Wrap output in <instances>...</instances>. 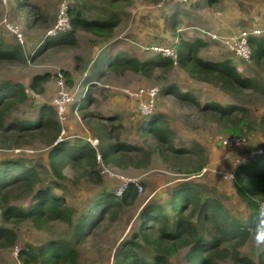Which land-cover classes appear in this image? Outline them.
Masks as SVG:
<instances>
[{
  "label": "rangeland",
  "instance_id": "obj_1",
  "mask_svg": "<svg viewBox=\"0 0 264 264\" xmlns=\"http://www.w3.org/2000/svg\"><path fill=\"white\" fill-rule=\"evenodd\" d=\"M31 1L41 13L48 16L47 23L38 22L29 27L30 15L26 17L25 10L15 7L16 0H0V35L9 44H22L27 54L25 62L0 64V83H21L29 94V99L13 112L12 117L30 119L38 114L42 104H51L56 109L53 99L59 90L58 76L62 74L65 88L73 98L67 105L64 119L60 118L57 112L62 125L58 140L65 139L74 143L97 139L88 125L99 126L101 129L100 124H108V118L121 116L123 122L120 127V139L149 149L152 140L141 137L137 129L138 123L151 116L162 115L175 131L174 144L184 150L185 162H188L190 157L195 165L201 159L202 166L191 175L184 174L170 168L163 162L161 154L155 153L151 165L147 168L138 169L128 164L119 167L102 160V163L97 162L96 170L101 175L99 177L83 175V167H68L64 171L66 178L56 179L51 170L44 168L48 148L43 142L36 140L32 144L12 148L8 141L0 139V161L13 157L37 165L44 172V185L52 187L57 194L66 197L77 211L71 224L57 222L41 230L30 222L15 226L14 229L18 233L16 245L0 248V264H21L17 259L20 249L33 246L38 250L51 241L74 247L79 253V264H116V253L138 229L139 215L144 205L149 201L167 205L173 189L185 182L197 185L208 196L223 199L232 209L231 212L238 217L245 219L249 216L251 210L247 202L235 191V180L229 174H234L239 165L248 164L264 155L263 153L249 158L251 152L259 148L264 150V126L261 124L264 115V94L251 88L234 94L228 93L210 83L192 78L177 64L169 70L157 68L152 76L147 77L134 72L114 73L99 66V59L107 52L128 51L142 61L149 60L163 53L159 51L160 47L176 49L182 40L192 41L199 38L207 43L200 51L201 57L212 60L231 59L242 75L259 80L264 87V61L254 60L253 57L250 61H244L224 42L226 38H236L243 30H252L254 26L264 24V0H189L184 4L173 0H130L114 10L107 4L90 0L83 7L85 15L89 18H104L114 12L119 16L120 23L113 37L103 40L91 33L78 31L75 45L48 47L37 60H32L30 55L38 50L45 40L52 37L51 32L60 18L62 7L75 4L76 0ZM174 19L176 26L172 30L171 22ZM63 70L68 76H64ZM44 73H50L51 78L44 83L42 93L32 94L30 84L33 77ZM171 86L178 87L182 93L192 95L200 105L168 94L166 89ZM151 90H155L156 95L152 100V113L146 114L143 105L151 102ZM88 92H91L92 100L87 111L92 116L85 119L84 112L79 111L80 105L77 103ZM140 92H143L142 96H139ZM212 102L224 107L232 106L237 110L242 107L245 113L240 112L239 115L250 121V128L244 129L243 134L232 135L244 140L229 155L224 151L222 139L232 136L222 133L218 124L212 120L211 111L206 109ZM63 128L65 134H62ZM116 130L117 128L112 132ZM103 143H109L107 136ZM95 147H99V142ZM198 147L201 148V155L192 151ZM165 152L173 154L169 149ZM243 158L247 160L240 164ZM205 167L210 171L200 175ZM132 178H137L143 186L142 191L138 189L137 201L133 205H123L117 221L112 224L106 221L100 228H93V231L77 240L76 222L82 213L89 210L91 201L101 196L103 191L115 192L124 179ZM33 201V194L23 193L12 198L10 203L28 209ZM168 210L173 215L171 210ZM0 225L12 227L1 211ZM136 242L140 255L152 261L154 249L142 241ZM263 249L264 242L253 236L239 251L241 255L258 262ZM173 262L186 264L180 257L175 258ZM216 262L238 264L231 255L224 259L216 258Z\"/></svg>",
  "mask_w": 264,
  "mask_h": 264
},
{
  "label": "trees",
  "instance_id": "obj_2",
  "mask_svg": "<svg viewBox=\"0 0 264 264\" xmlns=\"http://www.w3.org/2000/svg\"><path fill=\"white\" fill-rule=\"evenodd\" d=\"M88 1L90 0H76L75 4L67 7L71 30L59 32L45 40L38 50L30 55L32 60H37L48 47L75 45L78 31L91 33L103 40L113 37L120 23L119 16L114 12L104 18H89L83 11ZM96 1L107 4L114 10L130 0ZM15 5L17 9L27 12L26 17L30 15L29 27L38 22L47 23L48 16L41 13L31 0H16ZM175 23L176 19L171 22L172 30L175 29ZM249 42L253 59L264 61V38L251 36ZM177 45V61L162 54L142 61L128 51H117L104 53L99 59V66L114 73L134 72L150 77L157 68L169 70L177 64L192 78L210 83L228 93L234 94L251 88L264 94L261 82L242 75L231 59L212 60L201 57L200 51L207 46L204 40H182ZM26 60L27 54L22 44H9L0 35V64H15ZM62 72L65 77L68 76L66 71ZM50 78V73L35 75L30 84L32 94L42 93L44 83ZM166 91L180 100L200 105L195 97L182 93L176 86L168 87ZM28 99L29 94L21 83H0V139L8 141L12 148L32 144L36 140L43 142L48 148L44 168L51 170L56 179L66 178L64 171L68 167H83L82 174L85 176H101L96 170L98 154H101L104 162L119 167L128 164L138 169L147 168L151 165L155 153H160L163 162L170 168L184 174L191 175L202 166L201 159L195 165L190 157L189 161L185 162L184 150L174 144L175 131L162 115H154L138 123L137 129L141 137L152 140L149 149L120 139V127L123 122L121 116L108 118V124H100L101 129L99 126L88 125L92 135L97 137L99 142V147H95L88 140L74 143L68 140L56 142L62 125L57 110L51 104H42L38 114L30 119L12 117L13 112ZM91 100V92H88L80 103H77L80 105L79 111L84 112L85 119L92 116L87 111ZM208 106L206 109L211 111L212 120L225 135H240L244 129L250 128V121L239 115L240 112L245 113L244 108L237 110L217 102ZM261 124L264 126V115ZM116 128L113 133L112 130ZM105 136L109 138L107 145L103 143ZM168 149L173 154L166 153L165 150ZM196 149L192 151L201 155V148ZM263 157L264 155L237 167L234 172L235 191L247 202L251 210L247 218L238 217L231 212L232 209L223 199L206 195L205 191L192 182L182 183L173 189L167 205L158 201H149L144 205L139 215L138 229L116 253V264H174L173 260L179 257L186 264H217L216 258L224 259L229 255L238 264H264V249L259 254L258 262L241 255L239 251L253 236L264 242V214L260 212V203L264 201V162L261 163ZM42 174L44 172L37 165L29 164L24 159L12 157L0 161V211L4 219L12 225H0V248L16 245L18 233L14 228L21 223L30 222L39 230L47 229L57 222L73 223L77 215L76 208L69 204L66 197L57 194L52 187L44 185L45 176ZM23 193L33 194L34 201L28 209L10 203L12 198ZM137 199L138 188L134 183L128 186L121 197L114 191H103L101 196L91 201L89 210L82 213L76 222L77 240L93 231V228H100L106 221L111 224L117 221L122 206L133 205ZM137 240L154 249L152 261L140 255ZM17 259L21 264H79V253L69 244L51 241L38 250L33 246L20 249Z\"/></svg>",
  "mask_w": 264,
  "mask_h": 264
},
{
  "label": "built area",
  "instance_id": "obj_3",
  "mask_svg": "<svg viewBox=\"0 0 264 264\" xmlns=\"http://www.w3.org/2000/svg\"><path fill=\"white\" fill-rule=\"evenodd\" d=\"M173 1L184 4V3H187L189 0H173ZM66 10H67V5L62 7V9H61L60 18H59L55 28L51 32L52 37L57 35L59 32H66L68 30H71L70 18L68 16ZM251 36H256V37L264 36V24H262L260 26H254V28H252V30H243L237 35L236 38H234V37L233 38H226L224 40V42L226 43L228 48L237 55V57H239L240 59H242L244 61H250L252 59V47H251L250 42H249V39ZM158 49H159V51L163 52V53H161L162 55L170 57L173 60L177 61L178 54L174 48L160 47ZM58 77H59L58 78L59 90L53 99V105L56 107L60 118L64 119L66 116L67 105L72 100L73 97L69 95L68 91L65 88V80L63 78V75L59 74ZM142 93L143 92H140L139 96H142ZM155 95H156L155 90H151V92H150L151 102L149 104L143 105V110L145 111L146 114L152 113L151 112L152 108H153L152 100L154 99ZM62 134H65L64 128H63ZM243 140L244 139L242 137H239V136H232V137L223 138L222 139V146L224 148L226 155H229L234 148H236L237 146H240L242 144ZM58 141H63V140L57 139L56 142H58ZM89 141L94 146L98 143V139H94V140L89 139ZM263 153H264V150L262 148H259L255 151L251 152V154L249 155V158L252 159L257 155H263ZM97 158H98V160H97L98 164L102 163L103 158H102L101 154H98ZM246 160H247L246 158H243L240 164L244 163ZM239 166H241V165H239ZM208 171H210V169L208 167H205L201 170L200 175H203L204 173H206ZM229 175L232 178H234L233 173H231ZM131 183H134L137 186V188L140 191H142V189H143L142 183L139 182L137 178H132V179H124L123 182L121 183V185L119 186V188L115 191V194L118 197H121ZM260 212L262 214H264V201H262L260 203Z\"/></svg>",
  "mask_w": 264,
  "mask_h": 264
},
{
  "label": "crops",
  "instance_id": "obj_4",
  "mask_svg": "<svg viewBox=\"0 0 264 264\" xmlns=\"http://www.w3.org/2000/svg\"><path fill=\"white\" fill-rule=\"evenodd\" d=\"M175 49V48H174ZM92 144V143H91ZM94 146V145H93Z\"/></svg>",
  "mask_w": 264,
  "mask_h": 264
},
{
  "label": "bare ground",
  "instance_id": "obj_5",
  "mask_svg": "<svg viewBox=\"0 0 264 264\" xmlns=\"http://www.w3.org/2000/svg\"><path fill=\"white\" fill-rule=\"evenodd\" d=\"M69 31V30H68Z\"/></svg>",
  "mask_w": 264,
  "mask_h": 264
}]
</instances>
